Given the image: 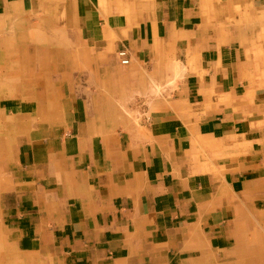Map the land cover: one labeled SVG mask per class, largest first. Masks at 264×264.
I'll return each mask as SVG.
<instances>
[{"label": "crops", "instance_id": "1", "mask_svg": "<svg viewBox=\"0 0 264 264\" xmlns=\"http://www.w3.org/2000/svg\"><path fill=\"white\" fill-rule=\"evenodd\" d=\"M43 1L0 0V16ZM71 2L92 55L67 60L90 82L56 71L50 100L7 108L0 203L16 248L53 264L229 258L264 213V0ZM118 102L139 103L136 123Z\"/></svg>", "mask_w": 264, "mask_h": 264}, {"label": "rangeland", "instance_id": "2", "mask_svg": "<svg viewBox=\"0 0 264 264\" xmlns=\"http://www.w3.org/2000/svg\"><path fill=\"white\" fill-rule=\"evenodd\" d=\"M99 1L101 3L98 6L105 13L111 11L112 1L118 2V0H97V3ZM139 1L143 0H138V3ZM70 5H72L71 0H44L34 11L24 12L12 18L8 16L10 19L8 21L3 15L0 16V191L7 183L5 161L12 152L13 138L16 134L11 130V114L7 108L24 102H31L30 104L33 105V101L39 97L36 96L38 91H42L44 98L50 100L52 80L56 79V71L72 74L78 86H85L90 82L87 77L91 69L88 67L75 69L72 66L75 62L67 60V57H76L78 66L84 63L82 59L85 57L84 52L88 57L92 55V50L83 45L78 33L72 28L73 24L70 23L68 12ZM121 15L128 18L127 11ZM42 17L43 22L40 20ZM56 57H60L59 62L55 61ZM56 64L58 67L55 66ZM171 66L172 63L168 68L171 76L167 77L162 85H156L157 94L164 92L170 86L169 81L173 79ZM257 78L261 79V77ZM68 92L61 88L60 99L55 101L60 110L63 107L62 97L66 98ZM119 102L117 103L119 110L136 123L134 107H138L139 103L134 106L133 102L127 105L124 103L120 105ZM253 218L250 229L244 232L243 239L240 243L237 242V248L229 258L224 259L223 256L209 252L203 255L201 257L203 261L197 264H264V213H256ZM0 264H53L36 255L22 253L16 248V244L5 229L1 203Z\"/></svg>", "mask_w": 264, "mask_h": 264}, {"label": "built area", "instance_id": "3", "mask_svg": "<svg viewBox=\"0 0 264 264\" xmlns=\"http://www.w3.org/2000/svg\"><path fill=\"white\" fill-rule=\"evenodd\" d=\"M116 56L119 59V64L122 66L128 65L129 57L125 49H120L117 51Z\"/></svg>", "mask_w": 264, "mask_h": 264}, {"label": "bare ground", "instance_id": "4", "mask_svg": "<svg viewBox=\"0 0 264 264\" xmlns=\"http://www.w3.org/2000/svg\"><path fill=\"white\" fill-rule=\"evenodd\" d=\"M33 27H34V26H33ZM182 71H183V69H182ZM175 73H176V72H175ZM178 73H179V72H178ZM176 74H177V73H176ZM175 76H176V75H175ZM174 78H175V77H174ZM235 248H237V246H236ZM235 250H236V249H235ZM251 250H252V249H251ZM246 252H247V251H246ZM235 255H236V254H235ZM246 256H247V255H246ZM246 256H245V257H246ZM245 257H244V258H245ZM241 258H242V257H241ZM261 260H262V259H261Z\"/></svg>", "mask_w": 264, "mask_h": 264}]
</instances>
